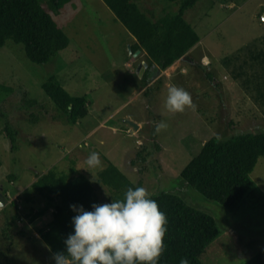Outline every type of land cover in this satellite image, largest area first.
<instances>
[{"label": "rangeland", "instance_id": "1", "mask_svg": "<svg viewBox=\"0 0 264 264\" xmlns=\"http://www.w3.org/2000/svg\"><path fill=\"white\" fill-rule=\"evenodd\" d=\"M139 2L156 17L180 7L179 1ZM53 15L70 43L49 63L31 61L24 45L12 40L0 48V83L12 89L0 102V198L7 196L0 207V264H61L39 232L55 207L29 218L47 202L29 187L52 168L69 172L73 166L107 201L110 190L97 180L109 163L142 182L147 194L182 189L190 204L216 218L222 232L204 254L206 264H244L262 250L264 156L251 174L261 194L247 196L234 211L182 187L181 172L213 136L264 129V98L256 89L264 69L249 52L264 49V0H199L185 13L201 38L188 53L193 60H177L148 86L137 71L146 53L132 52L135 37L104 0H72ZM53 74L71 95L88 100V114L76 123L58 117L43 88ZM31 99L35 106H28ZM7 121L19 130L16 149ZM153 213L145 212L137 227Z\"/></svg>", "mask_w": 264, "mask_h": 264}, {"label": "trees", "instance_id": "2", "mask_svg": "<svg viewBox=\"0 0 264 264\" xmlns=\"http://www.w3.org/2000/svg\"><path fill=\"white\" fill-rule=\"evenodd\" d=\"M71 1L0 0V48L12 40L24 45L31 61L49 63L70 43L53 13H59ZM170 1H179V10L156 17L153 11L149 14L143 9L139 0H104L135 37L132 52L146 53L145 86L183 56L193 60L188 53L201 39L185 17L199 0ZM253 49L250 56L261 63L263 70L264 49ZM230 61L228 57L224 63ZM191 64L203 70L208 67ZM207 76L214 80V72ZM261 81L256 89L264 98V79L262 85ZM43 88L59 110L58 117L76 123L88 114L87 98L71 95L56 75H51ZM11 90L0 83V102ZM32 103L35 101L29 100L28 106H35ZM5 131L16 149L19 130L7 121ZM262 156L264 129L213 136L182 170L181 186L234 211L247 196L261 194L251 174ZM9 178L14 180L16 175ZM97 182L109 188V201L102 199L96 184L73 166L69 172L52 168L29 187L35 196L47 201L38 212L27 214L29 218L34 220L55 207L53 219L39 232L61 263L206 264L203 256L222 231L211 213L186 200L182 189L147 194L142 182H133L111 163L99 173ZM3 195L7 200L6 193ZM27 199L32 201L29 195ZM13 204L18 207L15 201ZM148 210H154L153 219L137 227ZM244 264H264V248Z\"/></svg>", "mask_w": 264, "mask_h": 264}, {"label": "water", "instance_id": "3", "mask_svg": "<svg viewBox=\"0 0 264 264\" xmlns=\"http://www.w3.org/2000/svg\"><path fill=\"white\" fill-rule=\"evenodd\" d=\"M140 53H141V50H137L135 52V55L137 56ZM182 59H186V56H183ZM147 66H148V63L145 62V61L138 66V71L140 72V76H143ZM130 123L132 125H134L137 129L139 128V124L138 123L131 122V121H130ZM4 205H5V200L3 198H0V207H2Z\"/></svg>", "mask_w": 264, "mask_h": 264}, {"label": "clouds", "instance_id": "4", "mask_svg": "<svg viewBox=\"0 0 264 264\" xmlns=\"http://www.w3.org/2000/svg\"><path fill=\"white\" fill-rule=\"evenodd\" d=\"M141 53H142V50H141ZM181 59H182V58H181ZM145 62H147V61H145ZM142 63H143V62H142ZM147 63H148V62H147ZM147 67H148V66H147ZM147 67H146V69H147ZM137 71H138V70H137ZM162 71H164V70H161V72H162ZM145 72H146V70H145ZM145 72H144V73H145ZM161 72H160V73H161ZM138 73L140 74V72H139V71H138ZM143 75H144V74H143ZM158 75H159V74H158ZM152 81H153V80H152ZM152 81H151V82H152ZM151 82H150L148 85H150V84H151ZM4 199H5V198H4ZM61 264H62V263H61Z\"/></svg>", "mask_w": 264, "mask_h": 264}, {"label": "crops", "instance_id": "5", "mask_svg": "<svg viewBox=\"0 0 264 264\" xmlns=\"http://www.w3.org/2000/svg\"><path fill=\"white\" fill-rule=\"evenodd\" d=\"M141 63H142V62H141ZM141 63H140V64H141ZM160 74H161V73H159V75H160ZM157 76H158V75H157ZM157 76H156V77H157ZM156 77H155V78H156ZM151 83H152V82H151Z\"/></svg>", "mask_w": 264, "mask_h": 264}, {"label": "flooded vegetation", "instance_id": "6", "mask_svg": "<svg viewBox=\"0 0 264 264\" xmlns=\"http://www.w3.org/2000/svg\"><path fill=\"white\" fill-rule=\"evenodd\" d=\"M3 197V196H2Z\"/></svg>", "mask_w": 264, "mask_h": 264}]
</instances>
